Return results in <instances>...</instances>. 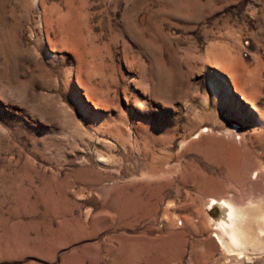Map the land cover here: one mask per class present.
I'll list each match as a JSON object with an SVG mask.
<instances>
[{"label":"rangeland","instance_id":"374dc122","mask_svg":"<svg viewBox=\"0 0 264 264\" xmlns=\"http://www.w3.org/2000/svg\"><path fill=\"white\" fill-rule=\"evenodd\" d=\"M212 197L263 210L261 249L220 248ZM171 232L168 264H264V0H0V264Z\"/></svg>","mask_w":264,"mask_h":264},{"label":"bare ground","instance_id":"6f19581e","mask_svg":"<svg viewBox=\"0 0 264 264\" xmlns=\"http://www.w3.org/2000/svg\"><path fill=\"white\" fill-rule=\"evenodd\" d=\"M139 191V189L131 191L127 186L120 188L114 202V208L120 215L137 214L143 204ZM208 205L217 206L221 211V214L213 219V225L218 230L216 237L220 248L239 254L244 249H261L263 242L261 236L259 237L260 227L253 228L254 220L263 213L261 208L240 206L224 197L219 199L212 197ZM178 236L177 232H171L158 240L147 236L132 237L129 240L132 246L131 256L140 257L138 250L143 249L142 255L145 252L150 255L147 264H168L171 256L178 258L180 255L182 240ZM123 247L122 245L121 248ZM155 252L161 257L154 258Z\"/></svg>","mask_w":264,"mask_h":264}]
</instances>
